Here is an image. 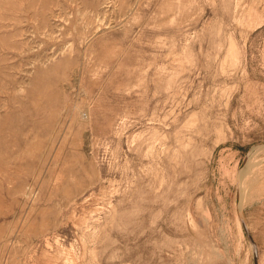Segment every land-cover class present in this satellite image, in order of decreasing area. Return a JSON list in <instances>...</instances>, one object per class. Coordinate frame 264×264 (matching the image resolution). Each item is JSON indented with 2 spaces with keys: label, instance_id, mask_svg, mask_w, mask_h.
Segmentation results:
<instances>
[{
  "label": "rangeland",
  "instance_id": "obj_1",
  "mask_svg": "<svg viewBox=\"0 0 264 264\" xmlns=\"http://www.w3.org/2000/svg\"><path fill=\"white\" fill-rule=\"evenodd\" d=\"M0 264H264V0H0Z\"/></svg>",
  "mask_w": 264,
  "mask_h": 264
},
{
  "label": "bare ground",
  "instance_id": "obj_2",
  "mask_svg": "<svg viewBox=\"0 0 264 264\" xmlns=\"http://www.w3.org/2000/svg\"><path fill=\"white\" fill-rule=\"evenodd\" d=\"M241 205V204H240Z\"/></svg>",
  "mask_w": 264,
  "mask_h": 264
}]
</instances>
